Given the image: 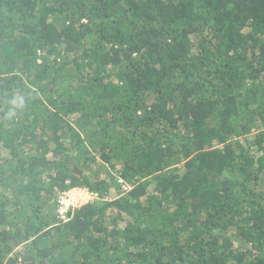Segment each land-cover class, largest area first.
Wrapping results in <instances>:
<instances>
[{"label":"trees","instance_id":"obj_1","mask_svg":"<svg viewBox=\"0 0 264 264\" xmlns=\"http://www.w3.org/2000/svg\"><path fill=\"white\" fill-rule=\"evenodd\" d=\"M0 264H264V0H0Z\"/></svg>","mask_w":264,"mask_h":264},{"label":"built area","instance_id":"obj_2","mask_svg":"<svg viewBox=\"0 0 264 264\" xmlns=\"http://www.w3.org/2000/svg\"><path fill=\"white\" fill-rule=\"evenodd\" d=\"M117 182L120 186L127 190L129 186L118 178ZM97 197V193L90 191L84 186H74L62 191L57 198V213L61 218H65L70 207L79 206L86 202L92 201Z\"/></svg>","mask_w":264,"mask_h":264},{"label":"clouds","instance_id":"obj_3","mask_svg":"<svg viewBox=\"0 0 264 264\" xmlns=\"http://www.w3.org/2000/svg\"><path fill=\"white\" fill-rule=\"evenodd\" d=\"M74 187V186H73Z\"/></svg>","mask_w":264,"mask_h":264},{"label":"rangeland","instance_id":"obj_4","mask_svg":"<svg viewBox=\"0 0 264 264\" xmlns=\"http://www.w3.org/2000/svg\"><path fill=\"white\" fill-rule=\"evenodd\" d=\"M58 198V197H57Z\"/></svg>","mask_w":264,"mask_h":264}]
</instances>
